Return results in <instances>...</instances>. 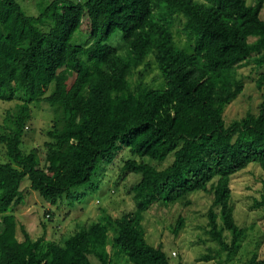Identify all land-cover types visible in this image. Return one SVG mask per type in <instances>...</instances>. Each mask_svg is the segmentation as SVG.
I'll list each match as a JSON object with an SVG mask.
<instances>
[{"label":"trees","instance_id":"1","mask_svg":"<svg viewBox=\"0 0 264 264\" xmlns=\"http://www.w3.org/2000/svg\"><path fill=\"white\" fill-rule=\"evenodd\" d=\"M262 5L263 0L252 5L245 0H52L38 15H29L16 0H0V100L20 101L0 123L8 159L0 161V264H93L91 257L111 264L108 245L112 255L131 264H170L162 247L146 240L143 213L155 202L173 203L194 191L212 195L206 233L217 244L213 255L199 261L223 254L224 264L232 261L246 229L234 219L230 184L250 164L263 171L252 207L264 211ZM176 16L184 19L181 29L191 51L175 44ZM84 19L91 41L74 44ZM115 31L121 32L126 55L103 42ZM150 55L163 77L162 89L129 80L132 69ZM247 61L259 70V110L227 124L223 112L242 92L237 68ZM32 103L62 109L58 123L45 130L43 166L39 149H21ZM119 142L159 162L172 156L161 169L142 160L124 161V172L141 175L132 187L133 212L104 214L62 244L33 239L23 226L22 240L16 238L15 215L7 212L23 202L25 177L30 189L55 204L87 181ZM182 224L178 218L173 232ZM244 264H264V259L254 253Z\"/></svg>","mask_w":264,"mask_h":264},{"label":"rangeland","instance_id":"2","mask_svg":"<svg viewBox=\"0 0 264 264\" xmlns=\"http://www.w3.org/2000/svg\"><path fill=\"white\" fill-rule=\"evenodd\" d=\"M16 1L27 14L38 15L40 9L52 0ZM245 1L248 5L255 2V0ZM260 18L264 21V0ZM183 21V18L177 16L174 19L172 30L175 44L191 51L189 41L181 29ZM48 27H42V29L47 30ZM90 38V28L84 19L81 27L73 34L71 41L74 44L85 45L91 41ZM103 42L114 46L120 55H126L121 32L115 31L105 35ZM258 71L253 61H247L237 68V77L243 80V89L224 109L223 118L227 124L248 112H258L261 103V92L256 83ZM129 80L132 84L143 81L145 85L155 89H162L165 86L163 77L151 55L132 69ZM19 102L16 99L0 100V123L6 111L12 113ZM61 116L60 106L51 107L47 103L31 104V120L24 130L21 149L24 152L32 148L39 149L41 166L45 163V151L42 146L47 139L45 130L51 123H58ZM4 152V146L0 143L1 162L8 161ZM171 158L172 156L169 155L164 161L159 162L146 156L141 157L133 154L127 146L119 142L107 161L98 162L87 181L72 187L55 204L45 200L37 191L30 189L29 179L25 177L20 184V189L24 192L23 202L12 205L7 212L15 215L16 238L22 240L20 227L23 226L33 239L41 238L62 244L74 231L97 221L104 214L119 217L122 214L133 212L135 203L132 198L134 194L132 187L141 175L124 172L122 170L124 161L142 160L161 169L171 163ZM262 177L263 171L254 164H250L232 176L230 187L233 215L236 223L246 229V237L242 239L241 248L228 264H244L254 253L259 259H264V211L261 208L252 207L255 199L259 197ZM211 199L212 195L207 192L194 191L186 199L183 198L173 203L155 202L143 213L142 226L146 240L154 246H161L170 264L179 262L183 264H224V254L222 258L199 261L202 255H213L217 249V244L206 233L207 212ZM187 200L189 202H186ZM178 218L182 219L183 224L176 234L172 229ZM107 250L112 256L111 264H131L123 255H112L111 245L107 246ZM91 261L93 264H99L94 257H91Z\"/></svg>","mask_w":264,"mask_h":264}]
</instances>
